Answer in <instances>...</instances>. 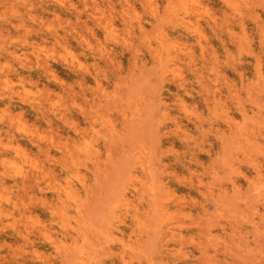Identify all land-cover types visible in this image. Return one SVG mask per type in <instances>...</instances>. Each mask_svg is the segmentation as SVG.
I'll use <instances>...</instances> for the list:
<instances>
[{"label": "rangeland", "instance_id": "374dc122", "mask_svg": "<svg viewBox=\"0 0 264 264\" xmlns=\"http://www.w3.org/2000/svg\"><path fill=\"white\" fill-rule=\"evenodd\" d=\"M0 264H264V0H0Z\"/></svg>", "mask_w": 264, "mask_h": 264}]
</instances>
